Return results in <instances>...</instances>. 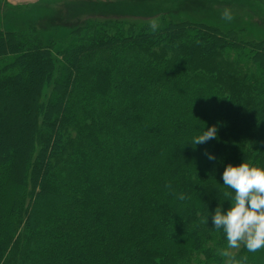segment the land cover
I'll return each instance as SVG.
<instances>
[{
    "label": "trees",
    "instance_id": "1",
    "mask_svg": "<svg viewBox=\"0 0 264 264\" xmlns=\"http://www.w3.org/2000/svg\"><path fill=\"white\" fill-rule=\"evenodd\" d=\"M159 16L87 19L55 56L0 28V264H227L203 218L225 164L264 166V37Z\"/></svg>",
    "mask_w": 264,
    "mask_h": 264
},
{
    "label": "rangeland",
    "instance_id": "2",
    "mask_svg": "<svg viewBox=\"0 0 264 264\" xmlns=\"http://www.w3.org/2000/svg\"><path fill=\"white\" fill-rule=\"evenodd\" d=\"M224 10L230 12V21L223 19ZM161 14L221 29H241L246 39L264 37V0H35L17 4L0 0V28L21 30L35 26L41 39L51 42L54 56L68 33L87 19L122 20L126 26L138 28L142 24L157 25ZM47 92L48 88H44L42 96Z\"/></svg>",
    "mask_w": 264,
    "mask_h": 264
},
{
    "label": "clouds",
    "instance_id": "3",
    "mask_svg": "<svg viewBox=\"0 0 264 264\" xmlns=\"http://www.w3.org/2000/svg\"><path fill=\"white\" fill-rule=\"evenodd\" d=\"M222 17L230 21L232 16L228 10ZM155 29V25L152 26ZM217 125L211 124L192 137L189 143L195 147L209 139H217ZM208 160H214L212 153L205 152ZM222 185L230 192L228 207L222 209L217 203L211 213L207 211L204 222L210 215L212 228L222 231L226 248L221 255L227 258V264H245L244 257L236 258L230 251L243 247L248 252H256L264 248V166H257L241 160L238 164L227 163L221 172ZM180 199L183 195L180 194Z\"/></svg>",
    "mask_w": 264,
    "mask_h": 264
},
{
    "label": "crops",
    "instance_id": "4",
    "mask_svg": "<svg viewBox=\"0 0 264 264\" xmlns=\"http://www.w3.org/2000/svg\"><path fill=\"white\" fill-rule=\"evenodd\" d=\"M12 3L17 4L19 2L33 3L35 0H10Z\"/></svg>",
    "mask_w": 264,
    "mask_h": 264
}]
</instances>
